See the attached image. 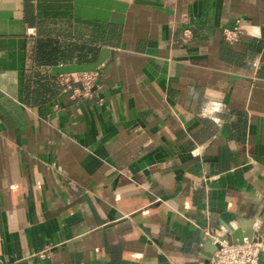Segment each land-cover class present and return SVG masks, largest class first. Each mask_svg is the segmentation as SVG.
Listing matches in <instances>:
<instances>
[{
    "label": "crops",
    "instance_id": "obj_1",
    "mask_svg": "<svg viewBox=\"0 0 264 264\" xmlns=\"http://www.w3.org/2000/svg\"><path fill=\"white\" fill-rule=\"evenodd\" d=\"M101 65L102 104L62 91ZM255 223L264 0H0V264H205Z\"/></svg>",
    "mask_w": 264,
    "mask_h": 264
},
{
    "label": "built area",
    "instance_id": "obj_2",
    "mask_svg": "<svg viewBox=\"0 0 264 264\" xmlns=\"http://www.w3.org/2000/svg\"><path fill=\"white\" fill-rule=\"evenodd\" d=\"M244 34L260 37L252 26L242 20H236L231 26L223 30L224 39L235 43ZM194 37L191 27H186L182 32V41L188 42ZM103 65L89 70L58 72L57 80L62 91L73 100L95 99L98 104L103 103L100 96V77ZM214 238L217 248L213 253L210 264H264V230L259 223L254 224L253 231L243 234L242 240L221 239L224 235L210 234ZM51 248L46 247L36 255L42 260L38 264H47ZM44 260V261H43Z\"/></svg>",
    "mask_w": 264,
    "mask_h": 264
},
{
    "label": "water",
    "instance_id": "obj_3",
    "mask_svg": "<svg viewBox=\"0 0 264 264\" xmlns=\"http://www.w3.org/2000/svg\"><path fill=\"white\" fill-rule=\"evenodd\" d=\"M229 231H233V230L231 228H229ZM242 237L243 236H241L239 239H236V240L241 241ZM227 238H228L227 235L221 237V239H227ZM217 246L218 245L214 243V238L211 237L209 239V246L207 247V251L205 252V255H206L205 256V264H210V259H211L212 255H213V253L215 252Z\"/></svg>",
    "mask_w": 264,
    "mask_h": 264
}]
</instances>
